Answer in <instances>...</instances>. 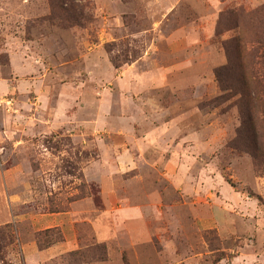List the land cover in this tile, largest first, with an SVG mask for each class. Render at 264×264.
<instances>
[{"label": "rangeland", "instance_id": "rangeland-1", "mask_svg": "<svg viewBox=\"0 0 264 264\" xmlns=\"http://www.w3.org/2000/svg\"><path fill=\"white\" fill-rule=\"evenodd\" d=\"M0 0V264H264V173L229 143L221 13L264 0Z\"/></svg>", "mask_w": 264, "mask_h": 264}, {"label": "trees", "instance_id": "trees-1", "mask_svg": "<svg viewBox=\"0 0 264 264\" xmlns=\"http://www.w3.org/2000/svg\"><path fill=\"white\" fill-rule=\"evenodd\" d=\"M60 8L74 0H56ZM235 33L221 46L227 64L216 69L221 94L215 103L229 102L236 107L240 127L229 146L238 153L251 155L256 170L264 173V5L251 9L234 4L224 10L218 20L216 36Z\"/></svg>", "mask_w": 264, "mask_h": 264}]
</instances>
